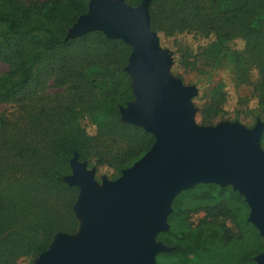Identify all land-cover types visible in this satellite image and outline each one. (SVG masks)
Listing matches in <instances>:
<instances>
[{
    "label": "trees",
    "instance_id": "16d2710c",
    "mask_svg": "<svg viewBox=\"0 0 264 264\" xmlns=\"http://www.w3.org/2000/svg\"><path fill=\"white\" fill-rule=\"evenodd\" d=\"M89 3L0 0V64L7 66L0 74V264L26 259L33 264L57 234L77 233L74 205L80 190L66 181L76 155L81 163L93 160L121 175L156 141L152 133L122 120L120 107L134 99L125 72L131 45L97 30L68 38ZM149 16L160 44L162 39L173 43L166 49L173 74L182 81L195 71L199 57L230 54L235 71L209 92L203 125L228 114L244 84L252 86L253 105L264 109V0H231L225 8L218 0H151ZM189 36L194 46L179 39ZM239 41L240 50L229 47ZM86 114L92 132L80 122ZM215 188L217 197L236 199L250 210L232 187ZM205 212L211 219L234 218L224 202ZM176 234L184 239L185 258L191 254L185 233L165 232L160 241L175 246ZM222 238L230 243L236 235L223 226ZM164 254L180 256V250ZM253 263L249 257L237 264Z\"/></svg>",
    "mask_w": 264,
    "mask_h": 264
},
{
    "label": "water",
    "instance_id": "95a60500",
    "mask_svg": "<svg viewBox=\"0 0 264 264\" xmlns=\"http://www.w3.org/2000/svg\"><path fill=\"white\" fill-rule=\"evenodd\" d=\"M150 1L131 9L121 1L90 0L88 12L69 31L68 38L102 31L131 45L127 71L136 100L120 109L122 120L156 141L103 188L77 155L71 160L66 181L80 190L74 205L79 229L74 235L57 234L36 264H157V255L169 251L155 239L168 229L173 199L199 183L238 191L250 207L249 220L264 236V123L252 130L239 123L195 125L196 90L171 74L170 57L150 29ZM257 260L264 264V252Z\"/></svg>",
    "mask_w": 264,
    "mask_h": 264
},
{
    "label": "rangeland",
    "instance_id": "374dc122",
    "mask_svg": "<svg viewBox=\"0 0 264 264\" xmlns=\"http://www.w3.org/2000/svg\"><path fill=\"white\" fill-rule=\"evenodd\" d=\"M43 1V0H41ZM121 1L127 7L136 9L140 6L137 0H111ZM221 7L225 8L231 0H218ZM73 27L70 28V30ZM69 30V31H70ZM182 42L188 43L190 46L196 44V40L189 36L188 38H179ZM172 46L173 43H168L162 39L160 44L162 51L170 57V72L173 76V59L167 46ZM243 46L242 42L229 44L232 50H240ZM7 71V66L0 64V74ZM234 63L230 58V54H224L218 59H207L199 57L196 61V69L191 74H188L183 84L185 87H194L196 95L191 103L194 108L193 121L197 127H215L225 123H239L244 129L252 130L258 123H264V109H259L253 105L252 101V86L244 84L237 89L238 104H232V109L228 114H222L212 125H203L202 111L206 107L209 99V92L221 81L228 79L234 73ZM125 72L130 76V85L134 99L136 100L133 91V78L125 68ZM231 86V84L229 85ZM128 103V104H129ZM126 106H121L120 109H127ZM2 107H0V111ZM122 115V111H121ZM81 124L89 131L94 130L92 118L89 115L80 118ZM264 150V146L261 143ZM87 165L88 171H95V182L100 188H103L104 181H116L121 175H118L112 167L97 165L92 162H84ZM72 174V173H71ZM215 186L221 188L231 187L230 185L222 187L215 183H199L192 188L181 191L171 203V213L168 216V229L158 233L155 241H160L161 237H165V232H183L190 241L188 248L191 249V254L184 258V252L181 245L184 242L181 234L173 235L175 246L164 245L171 250L177 247L180 250V256L171 257L160 252L156 257L157 264H237L241 260H248L253 257L254 263L258 264V257L264 252V236L260 230L256 228L249 220L251 210H247L238 200L226 197H217ZM198 187L195 192H188L190 189ZM188 192V193H186ZM208 196V197H204ZM224 202L233 212L234 218L231 219H211L208 218L205 212L206 207L215 206L218 203ZM251 223L253 227L249 224ZM226 226L232 235H236L234 241L228 243L222 238V227ZM39 257L33 261L36 264ZM30 260H23L21 264H28Z\"/></svg>",
    "mask_w": 264,
    "mask_h": 264
},
{
    "label": "bare ground",
    "instance_id": "6f19581e",
    "mask_svg": "<svg viewBox=\"0 0 264 264\" xmlns=\"http://www.w3.org/2000/svg\"><path fill=\"white\" fill-rule=\"evenodd\" d=\"M82 224H83V226L85 227V225H86V224H85V221H84Z\"/></svg>",
    "mask_w": 264,
    "mask_h": 264
}]
</instances>
